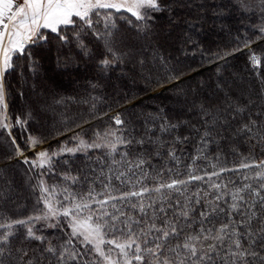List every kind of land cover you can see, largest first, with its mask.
I'll list each match as a JSON object with an SVG mask.
<instances>
[{
    "label": "snow or ice",
    "instance_id": "snow-or-ice-1",
    "mask_svg": "<svg viewBox=\"0 0 264 264\" xmlns=\"http://www.w3.org/2000/svg\"><path fill=\"white\" fill-rule=\"evenodd\" d=\"M233 9L259 23H219L228 43L205 48L195 33ZM164 16L187 26L179 54L216 66L211 85L182 87L197 69L158 39ZM238 55L242 69L225 75ZM46 61L56 71L91 64L92 91L43 87ZM117 72L170 87L190 117L137 115L126 107L136 94L119 86L105 100ZM29 84L35 105L24 102ZM93 120L103 127L86 129ZM0 140V264H264V0H0Z\"/></svg>",
    "mask_w": 264,
    "mask_h": 264
},
{
    "label": "trees",
    "instance_id": "trees-1",
    "mask_svg": "<svg viewBox=\"0 0 264 264\" xmlns=\"http://www.w3.org/2000/svg\"><path fill=\"white\" fill-rule=\"evenodd\" d=\"M200 0H193V4H198ZM211 2V0H210ZM178 14L181 17L185 16H193L195 14V7L192 9H178ZM219 23H224L230 25L233 30L236 28L247 29L248 32H252L253 25L259 23V13L256 14H242L239 10L233 9L232 14L223 17L221 20L217 21L215 17L209 16L207 22L203 25L204 31L202 33H195L196 37L199 39L201 44L205 48L215 49L217 46H224L228 43L229 37L225 34V32L219 30ZM158 26L164 29L163 32L160 33L158 39L160 42L166 47L171 48L172 50V58L173 60L179 56V61L183 63V65H191L193 68H196V71L189 72L183 80L182 87L185 89L191 90L193 88H198L201 82L211 85L215 78L216 66L203 64L201 65V57L199 55L193 56L191 54L184 56L179 54V44L178 38L181 31L187 26L183 23L174 26L172 28L168 27V19L167 16L161 17L158 22ZM244 57L237 56L235 59H230L229 64L225 66V75H229L232 70H240L243 67ZM131 75V73H130ZM43 76V84L42 86L45 88H54L58 92L64 94H71L74 96H81L86 94L87 92H91L92 90L88 88V80L95 79V71L91 64L81 63L79 66L72 65L66 70H55L54 63L47 62L44 66ZM119 73H113L112 79L107 82L105 90L101 93L105 100L111 101V98L115 96L114 89L119 86L121 89L120 95L123 96L125 92L128 95L136 94V99L132 101V103L127 104L126 107L131 110V112L139 115V114H148L150 112H155L159 108H164L168 113H175L177 115H185L189 116L191 114L184 112L181 113L178 109H175L172 104L174 103V98L176 95L173 94L172 90L169 88H150L148 87L144 81L137 79L135 83H133L130 77L117 79ZM12 83L15 85L17 81L13 79ZM38 85L41 84V81H37ZM96 93H93L95 95ZM203 96L208 95V90L204 89L200 93ZM13 97L11 104V110L13 113H17L21 106V99L18 93L13 90ZM25 103L35 105L37 102V98L32 96L31 94V84L28 86V90L25 92ZM100 107L104 110H108L107 103H102ZM74 112L79 111V109L73 105ZM138 123H142V121H138ZM51 125V118H47V121L42 118L41 120V130L47 131ZM36 126L34 125V128ZM96 127H103L102 121L93 120L91 125H85L86 129H94ZM18 132V130H16ZM63 139V138H61ZM52 146L55 147L57 141H51ZM245 151L247 150V146H244ZM5 146L3 141L0 140V158L3 157L5 152ZM187 155V153H185ZM8 162L6 160L0 159V168H3L5 164ZM15 173V178L17 181V187L20 189L18 195L20 203L30 205L32 200L30 198L29 190L23 186L22 183V175L15 169L10 170V174Z\"/></svg>",
    "mask_w": 264,
    "mask_h": 264
},
{
    "label": "rangeland",
    "instance_id": "rangeland-1",
    "mask_svg": "<svg viewBox=\"0 0 264 264\" xmlns=\"http://www.w3.org/2000/svg\"><path fill=\"white\" fill-rule=\"evenodd\" d=\"M185 66H186V64H185ZM184 88V87H183ZM173 94H175L174 92H172ZM176 100H177V97L176 98H174V103L172 104V106L175 108V109H178L181 113H184V112H186V111H182L181 109H180V107L176 104Z\"/></svg>",
    "mask_w": 264,
    "mask_h": 264
}]
</instances>
